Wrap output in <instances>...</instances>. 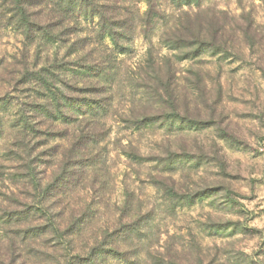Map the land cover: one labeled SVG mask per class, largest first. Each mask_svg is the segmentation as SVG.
Here are the masks:
<instances>
[{
    "label": "rangeland",
    "instance_id": "rangeland-1",
    "mask_svg": "<svg viewBox=\"0 0 264 264\" xmlns=\"http://www.w3.org/2000/svg\"><path fill=\"white\" fill-rule=\"evenodd\" d=\"M0 264H264V0H0Z\"/></svg>",
    "mask_w": 264,
    "mask_h": 264
},
{
    "label": "trees",
    "instance_id": "trees-1",
    "mask_svg": "<svg viewBox=\"0 0 264 264\" xmlns=\"http://www.w3.org/2000/svg\"><path fill=\"white\" fill-rule=\"evenodd\" d=\"M150 1V0H149ZM177 5L179 7L184 6V5H189L191 0H175ZM18 2V1H17ZM74 3V2H73ZM19 4V3H18ZM72 4V1L69 2V5ZM21 6L19 5L18 10H19V15L21 17V20L24 23L29 24V26L26 27V30L28 31L30 27H32V25L30 26V22L28 21V19H26V15L24 12V10H20ZM77 8L76 4H73V9ZM23 11V12H22ZM22 12V13H21ZM153 13H155L154 11H150L149 16L151 17L153 15ZM211 20L206 24L207 28L205 29L202 25H197V30H193L194 27H192L191 22H189V26H181L180 28H177L176 33H174L173 37H167L164 40V44L169 47V49L171 50H175V51H180V50H185V49H190L192 50L190 57L189 58H196L199 57L203 51H207L209 49H213L215 54H221V53H225L226 50L225 48L222 47V43L225 45V41L221 42V36L223 34V28L222 26H220V22L219 20L216 18V16L212 15L210 16ZM35 27V26H33ZM44 28H39L36 31H43ZM102 30V35H106L110 38V40L112 41V43L114 45H116V41L117 39H115V32H106L104 30V28L101 29ZM34 31V30H33ZM34 33V32H33ZM47 35V32L43 33V36L45 37ZM49 37V36H47ZM211 38L212 40L208 39ZM202 84V78H197L196 84H195V88L196 90L200 88V85ZM167 90V89H166ZM89 105L88 107H90V109H92V106L90 104H86ZM83 109L81 106H78L77 108H75V112L80 113L79 115H86V114H82L83 113ZM93 111V110H92ZM94 114V112H92ZM65 118H63L64 120ZM23 120V119H22ZM20 120L21 123V132H19L20 136H22L20 138V140H22L20 142L21 146L24 147V154H25V150L28 148V144L26 141V136L27 137H33L34 135H36V132H34L35 127L32 126V124L27 120L24 119L23 121ZM66 121V120H64ZM151 121H149L148 119H145L141 122H138L135 125L136 128L140 127V125L144 126L147 123H149ZM31 135V136H30ZM33 139H30V142ZM29 142V143H30ZM28 155V154H27ZM28 157V156H27ZM132 225V227H131ZM129 227L128 232H126V235L131 232L133 233L136 229L135 223H132ZM48 229L51 231V239L52 242L54 243L53 245H63L65 243L68 244V242H66V238L68 235V230L65 231H61L59 230L58 226L54 223H50V226H48Z\"/></svg>",
    "mask_w": 264,
    "mask_h": 264
}]
</instances>
